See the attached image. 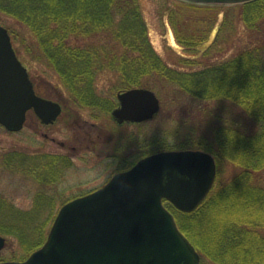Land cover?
I'll use <instances>...</instances> for the list:
<instances>
[{
  "label": "trees",
  "instance_id": "16d2710c",
  "mask_svg": "<svg viewBox=\"0 0 264 264\" xmlns=\"http://www.w3.org/2000/svg\"><path fill=\"white\" fill-rule=\"evenodd\" d=\"M204 6L206 11L213 10L211 5ZM243 8V22L254 30L256 23L264 20V0L249 1ZM0 13L14 22L7 29L20 59V45L24 44L31 57L59 75L81 106H102L93 83L99 71H111L118 75L122 90L142 87L160 91L172 86L174 94L179 91L204 104L230 103L244 112L249 121L222 124L211 112L214 122L204 130L200 126L202 131L189 141L158 138L154 152L202 150L213 155L217 169L223 163L240 169L225 182L216 179L207 198L193 212H181L166 201L165 206L200 254L201 264H264L263 43L245 47L221 62L183 71L171 68L152 50L138 0H0ZM212 19L205 20L209 29ZM100 37L104 38L98 44H69L72 39ZM26 40L32 43L26 45ZM205 40L206 34L177 35L183 48L203 56L210 55L218 43L216 37L212 42ZM181 57L196 66L197 56ZM111 106L108 104V110ZM18 229L0 226V234L16 236L22 258H26L45 241V226L29 241Z\"/></svg>",
  "mask_w": 264,
  "mask_h": 264
},
{
  "label": "rangeland",
  "instance_id": "374dc122",
  "mask_svg": "<svg viewBox=\"0 0 264 264\" xmlns=\"http://www.w3.org/2000/svg\"><path fill=\"white\" fill-rule=\"evenodd\" d=\"M138 3L152 50L174 69L197 70L228 59L245 47L264 44V20L257 22L254 30L243 22V4L247 2L199 5L185 0H138ZM204 5H211L213 10L206 11ZM208 17L214 21L210 29L205 21ZM13 23L0 13V25L7 28ZM181 33L206 34L207 43L216 37V49L207 56L186 50L177 41ZM103 38L72 39L69 44H98ZM31 43L25 41L26 45ZM20 46L21 60L37 90L63 106L62 115L51 125H42L34 117L18 132L7 131L0 125V226L5 230L21 228L28 241L36 239L41 226H45L47 236L54 217L66 202L100 188L114 174L129 169L142 155L156 153L158 138L189 141L192 135L207 128L211 120L214 122L211 112L219 124L249 121L235 105L204 104L182 92L174 94V88L168 86L152 90L160 102V110L152 119L118 124L112 111L118 106L117 93L124 90L117 74L99 71L93 91L102 100V106L95 109L81 106L54 70L31 57L24 44ZM181 55L197 56L196 66L189 65ZM108 104L112 105L110 110ZM239 171L237 167L220 164L216 179L225 182ZM1 235L6 242L0 251V261L24 260L17 237Z\"/></svg>",
  "mask_w": 264,
  "mask_h": 264
},
{
  "label": "water",
  "instance_id": "95a60500",
  "mask_svg": "<svg viewBox=\"0 0 264 264\" xmlns=\"http://www.w3.org/2000/svg\"><path fill=\"white\" fill-rule=\"evenodd\" d=\"M117 100L112 116L118 123L147 121L160 110L158 97L147 88L120 91ZM29 109L44 123L54 121L61 111L58 103L36 95L7 28L0 25V125L10 132L21 130ZM216 174L213 156L201 150L146 156L100 189L65 203L44 243L26 259L0 264H200L199 253L162 200L181 212H192L208 196ZM4 246L0 235V250Z\"/></svg>",
  "mask_w": 264,
  "mask_h": 264
},
{
  "label": "flooded vegetation",
  "instance_id": "af4514ba",
  "mask_svg": "<svg viewBox=\"0 0 264 264\" xmlns=\"http://www.w3.org/2000/svg\"><path fill=\"white\" fill-rule=\"evenodd\" d=\"M31 81H32V83H33V89H34V92L36 93V95H38L39 97H41V98H43V99H46V100H49V101H52V102H55V103H58L59 105H60V107H61V111H60V114L57 116V118L54 120V121H52V122H50V123H43L42 122V120L38 117V115L35 113V111L33 110V109H29L27 112H26V115H25V122H24V126H25V123L27 122V120L29 119V118H35V119H37L42 125H51V124H54L57 120H58V118L62 115V112H63V106L59 103V102H57V101H54V100H52V99H49L48 97H45L43 94H41L38 90H37V87L35 86V84H34V82H33V80L31 79ZM102 113V112H101ZM124 123H132V122H123V123H118V124H124ZM104 185V184H103ZM102 185V186H103ZM85 195V194H84Z\"/></svg>",
  "mask_w": 264,
  "mask_h": 264
}]
</instances>
